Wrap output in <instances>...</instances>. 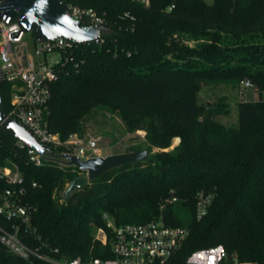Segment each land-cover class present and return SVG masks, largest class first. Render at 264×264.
<instances>
[{"label":"trees","instance_id":"1","mask_svg":"<svg viewBox=\"0 0 264 264\" xmlns=\"http://www.w3.org/2000/svg\"><path fill=\"white\" fill-rule=\"evenodd\" d=\"M66 3L94 10L108 32L103 44H79L64 54L52 87L48 129L63 141L82 136L87 116L107 106L130 131L146 132L154 147L168 148L180 139L179 158L169 166L149 158L124 165L64 199L79 171L55 161L36 166L26 149L1 132L0 165L23 176L24 200L36 208L32 225L42 240L26 229L23 239L34 247L47 243L59 251L52 254L57 258L90 262L111 249L105 215L118 227L162 216L167 226L180 228L172 202L178 198L194 219L186 227L189 236L165 264H187L195 251L219 245L242 262L264 264V0H152L149 8L132 0ZM245 80L257 86L260 99L237 103V125H220L218 110L203 112V87ZM1 95L9 114L7 86ZM1 187L9 186L1 182ZM199 193L214 197L200 221L195 217ZM0 225L11 228L2 217ZM95 230L106 233V245ZM0 264L48 263L27 262L0 243Z\"/></svg>","mask_w":264,"mask_h":264},{"label":"built area","instance_id":"2","mask_svg":"<svg viewBox=\"0 0 264 264\" xmlns=\"http://www.w3.org/2000/svg\"><path fill=\"white\" fill-rule=\"evenodd\" d=\"M62 2L67 6L69 16L81 22L84 27L105 26L104 21L94 10H86L69 5L66 0ZM145 8L151 6L152 0H132ZM174 8H169L171 11ZM11 19L0 23V69L3 76V86H7L11 94V110L7 114L21 125L42 146L52 149L61 148L62 152L53 154L45 152L42 157L37 151L17 141L21 149H26L30 162L42 166L51 158L60 159L61 155L76 156L80 160L106 157L103 150L94 140H87L79 134L71 135L63 141L59 134L48 129L47 115L52 99L53 83L64 64V54L71 52L77 43L70 39L58 37L46 43H39L34 38V50L31 51L24 42L26 33L21 31L19 25H10ZM106 27V26H105ZM92 42L103 44V35ZM89 42V43H92ZM59 59L54 61L53 56ZM51 56V57H50ZM51 58V59H49ZM244 89L258 92L257 86L245 80L242 82ZM251 97L247 98V100ZM246 100V99H245ZM2 128L0 125V133ZM56 162V161H55ZM60 167H67L58 162ZM75 168V167H72ZM77 169V168H76ZM1 182L8 185L2 188ZM24 179L16 168L0 165V217L11 224L10 229L0 225V243L10 254L16 255L27 262L42 261L48 264H165L179 250L189 236L185 227L172 228L165 224L163 217L148 221L143 224H128L116 226L107 215L104 219L107 228L111 230V249L105 258H94L84 262L80 258H57L59 251L50 249L47 243L42 246L29 245L23 238L22 229H26L34 239L41 241L37 229L32 225L36 208L24 200L25 190L21 188ZM36 186V185H34ZM213 195L199 193L196 197V220L200 221L209 213L213 203ZM173 203L181 202L178 198ZM102 237L98 239L106 245L109 240L102 230ZM46 249H50L48 253ZM106 255V254H105ZM187 264H258L242 262L237 254H229L224 246H214L200 249L191 254Z\"/></svg>","mask_w":264,"mask_h":264},{"label":"water","instance_id":"3","mask_svg":"<svg viewBox=\"0 0 264 264\" xmlns=\"http://www.w3.org/2000/svg\"><path fill=\"white\" fill-rule=\"evenodd\" d=\"M9 19H11L10 25H19L22 32L33 34L39 43H46L58 37L70 39L77 43H89L99 38L102 33L108 32L105 26L84 27L81 22L73 20L62 0H0V23ZM3 85L0 69V125L2 132L37 151L42 157H45L46 151L55 156L49 148L38 143L17 121L8 118L2 109L1 90ZM60 157V159L51 158L50 160L67 167H75L85 173L68 186L64 193V199H68L75 192L111 170L127 164L147 161L149 153L146 150H141L90 158L85 161L71 155H61Z\"/></svg>","mask_w":264,"mask_h":264},{"label":"rangeland","instance_id":"4","mask_svg":"<svg viewBox=\"0 0 264 264\" xmlns=\"http://www.w3.org/2000/svg\"><path fill=\"white\" fill-rule=\"evenodd\" d=\"M204 1L207 4L214 2V0ZM24 42L31 51L34 50L33 34H26ZM189 44L194 45V43ZM53 57L54 61L59 59L58 55H54ZM250 95H253L257 100L260 99L259 92L244 89L242 83L238 86L209 85L203 87L200 93V106L203 112L208 111V107L220 111L222 114L216 118V121L220 125H237V103L241 100H247ZM262 98L264 100V93ZM223 110L228 111L230 115L228 117L223 116ZM82 134L85 139L96 141L98 146L103 150L104 156L146 150L149 153V159L159 166H169L172 160L179 158L180 139H174L172 145L168 148L154 147L151 145L146 132L130 131L122 116L107 106H98L87 116ZM78 171L76 172L78 177L85 175L84 172ZM176 204L174 207L176 215L182 222L183 227L186 228L193 221L194 216L189 209L180 203ZM102 234V230H95L97 238H101Z\"/></svg>","mask_w":264,"mask_h":264},{"label":"crops","instance_id":"5","mask_svg":"<svg viewBox=\"0 0 264 264\" xmlns=\"http://www.w3.org/2000/svg\"><path fill=\"white\" fill-rule=\"evenodd\" d=\"M250 97H251L252 99H254L255 101H257V99H256L253 95H250Z\"/></svg>","mask_w":264,"mask_h":264}]
</instances>
